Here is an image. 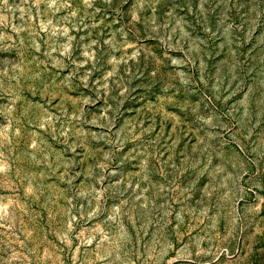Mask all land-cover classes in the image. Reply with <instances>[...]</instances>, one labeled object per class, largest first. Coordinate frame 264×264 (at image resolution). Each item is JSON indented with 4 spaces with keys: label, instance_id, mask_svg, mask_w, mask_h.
Wrapping results in <instances>:
<instances>
[{
    "label": "rangeland",
    "instance_id": "1",
    "mask_svg": "<svg viewBox=\"0 0 264 264\" xmlns=\"http://www.w3.org/2000/svg\"><path fill=\"white\" fill-rule=\"evenodd\" d=\"M0 264H264V0H0Z\"/></svg>",
    "mask_w": 264,
    "mask_h": 264
}]
</instances>
